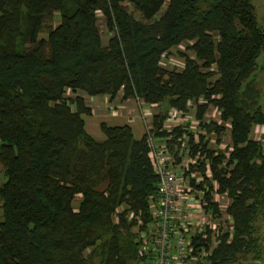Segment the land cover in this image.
Here are the masks:
<instances>
[{"label":"trees","instance_id":"1","mask_svg":"<svg viewBox=\"0 0 264 264\" xmlns=\"http://www.w3.org/2000/svg\"><path fill=\"white\" fill-rule=\"evenodd\" d=\"M184 43V67H165ZM263 52L252 0H0V264H146L135 226L150 221L158 189L147 136L101 122L97 139L79 92L185 111L202 98L198 118L220 141L225 126L204 121L217 106L233 151L227 167L221 153L212 169L232 221L197 264L259 260L264 144L251 132L264 110L251 77ZM168 110L154 116L158 128Z\"/></svg>","mask_w":264,"mask_h":264},{"label":"built area","instance_id":"2","mask_svg":"<svg viewBox=\"0 0 264 264\" xmlns=\"http://www.w3.org/2000/svg\"><path fill=\"white\" fill-rule=\"evenodd\" d=\"M136 102L148 139L150 160L158 178L157 194L151 201L150 221L145 229L141 230L144 221L140 219L135 226L141 251L147 256L146 264H197L199 255L211 253L220 243V220L224 219L226 228L231 226L232 217L228 213L231 199L220 192L212 169L213 158L221 153L224 159L219 167L228 166L233 151L231 123L224 122L217 106H208L205 124L226 128L219 141L217 131L209 132L198 118V105L207 102L201 98L198 102L189 101L187 111L170 108L162 127L158 128L154 116L159 113V105L140 99ZM116 112L111 110V113ZM178 127L184 131L176 138L173 131ZM227 129L230 130L229 140ZM164 130L170 135L158 134ZM203 145H207V150ZM209 203H216L218 211L209 210ZM199 238L208 241V246H196L195 240Z\"/></svg>","mask_w":264,"mask_h":264},{"label":"rangeland","instance_id":"3","mask_svg":"<svg viewBox=\"0 0 264 264\" xmlns=\"http://www.w3.org/2000/svg\"><path fill=\"white\" fill-rule=\"evenodd\" d=\"M252 1L255 5V8H256V14H257L258 22H259L260 26L264 29V0H252ZM57 23H58V20H56L55 24H57ZM100 25H101V28L103 30L104 43L107 44L111 34H109L107 32L105 21L103 20L102 17H101ZM42 36H46V33H42ZM186 45L187 44L184 43L181 46L174 48L171 55H169L168 57H165L164 62H163L165 67L177 68V69H182L184 67V64H185L184 59H183V57L180 56V53L186 51ZM189 54H190V52H189ZM251 79H253L255 81L256 86L261 91L260 104L264 110V52L260 55V57L258 59L257 68H256L255 72L253 73ZM79 94H83L84 96L86 95L88 97V99L90 100L89 95H87L85 92H83V93L79 92ZM69 95L74 97L72 92ZM93 99H95L97 101L95 106L99 105V108L101 109L102 113L106 114L108 116L107 117L108 121L112 119V116H115L118 114H120V116L122 117L120 119H114L110 124L120 125L121 123H124V120L126 118H129L131 116L128 112L130 110L127 109L125 112V107L124 108L121 107L119 100H114L112 102H108L109 98L106 97V95L97 96L96 98H93ZM98 101H99V103H98ZM109 107H111L112 109H114L116 111H119L120 109L123 111H120L119 113L117 112L118 114L117 113L114 114V113H111L112 109ZM159 109L160 110H166V109H170V108H168L167 103H163L161 105V108L159 106ZM106 115L102 117V115L100 114V111L98 109H96V115L93 118H90L87 115L84 116L85 120L88 123V129L92 132V134H96V132L93 131V129H92L93 128L92 121L98 122V120H101V117L103 118V120H106V119H104V117H106ZM137 115H138V113H137ZM99 131L101 132L100 128H99ZM229 133H230V130L227 129L226 137L228 140H229ZM134 135L136 138L140 137V131L138 129H135ZM93 136L98 138L96 135H93ZM103 137H104V134H103ZM251 137L254 140L261 141L264 144V125L254 126L252 129V132H251ZM1 175H2V173H0V177H1ZM1 179H0V184H1V181L4 180L3 175H2ZM0 205H1V202H0ZM218 216H220V215H218ZM1 220H2V209L0 207V221ZM220 222H221V226H222V232L228 230V228L225 227L226 225L224 223V219H221ZM257 227H258V233L261 236V247L263 248L261 258H259V260H253L252 256L250 255V256L241 258L240 264H264V220H260ZM95 264H99V260H96Z\"/></svg>","mask_w":264,"mask_h":264},{"label":"crops","instance_id":"4","mask_svg":"<svg viewBox=\"0 0 264 264\" xmlns=\"http://www.w3.org/2000/svg\"><path fill=\"white\" fill-rule=\"evenodd\" d=\"M97 96H101V95H97ZM97 96H89L90 97V100L88 99V97L86 95L84 96L87 105L90 106L91 109H92V115H87L90 118H93L96 115V109H98L100 111V114L102 115V117L106 115V114H103L102 113V111L99 108V105L98 104H97L98 106H95L97 101L95 99H93V98H96ZM106 97L109 98V96H106ZM116 100H119L120 101V104H121V107L122 108L125 107V112H126L127 109H129L130 111H128V112L131 115L130 116L131 118L130 117L129 118H126L124 120V123H121L120 125H122V124H129L132 127L134 134H135V129H138L140 131V137H138V138H141L144 135V124H143V122L141 120L140 113H139V107H138V104H137L136 100L135 99H128L126 101H122L120 98H118ZM108 102H111L110 101V98L108 99ZM98 103H99V101H98ZM109 108H111V107H109ZM120 111H123V110L120 109L117 112L119 113ZM137 113H138V115H137ZM102 117H101V120H98V122H96V121L93 122L92 121V126H93L92 129H93V131L96 132V134H92V132L88 129V123L86 121V128H87L88 132L90 134H92V135H96L98 137L97 139H99V140H103L104 139L103 133H101L102 131L101 132L99 131L100 123L101 122H106V123L110 124L114 119H120V118H122L120 116V114L115 115V116H112V119L109 120V121L107 120V117H108L107 115H106V117H104V119H106V120H103ZM110 125H114V124H110Z\"/></svg>","mask_w":264,"mask_h":264}]
</instances>
